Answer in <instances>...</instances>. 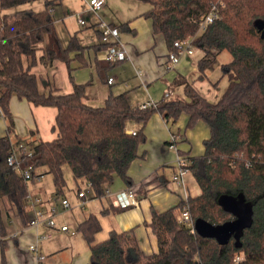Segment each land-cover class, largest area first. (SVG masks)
Masks as SVG:
<instances>
[{
	"label": "trees",
	"instance_id": "16d2710c",
	"mask_svg": "<svg viewBox=\"0 0 264 264\" xmlns=\"http://www.w3.org/2000/svg\"><path fill=\"white\" fill-rule=\"evenodd\" d=\"M33 1L36 0H0V113L6 120V134L0 137V199L6 198L28 223L27 181L7 162L12 148V96L56 109L51 130L57 136L34 143L29 154L19 155L18 165L22 169L30 167L33 174L49 173L57 196L65 187L64 166L69 167L74 180L88 182L96 197L103 196L106 184L116 177L127 187L133 186L127 171L146 140V122L155 112L164 118L185 113L188 128L201 120L209 129V136L202 142L203 153L187 157L199 194L162 211L151 209L148 225L158 248L152 253L142 250L133 228L110 230L106 238L96 241L101 225L98 217L90 213L76 230L89 246L91 264H264V37L254 25L255 19L264 21V0H138L149 5L142 15L150 21L152 33L163 37L168 50L173 49L175 40L195 36L203 16L214 5L217 16L201 31L197 45L206 53L227 50L231 55L228 62L221 64L227 85L215 102L185 82V98L164 97L145 108L132 105L127 91L110 93L102 106L86 104L83 98L87 84L73 80L71 63L75 60L85 65L84 51L105 45L85 46L76 34L62 45L51 15L58 0H44L39 11L20 8ZM110 25L119 30L125 26ZM98 36L100 39L99 33ZM45 38L43 52L38 56ZM54 60L66 65L72 83L69 93H57L56 88L44 92L41 79L32 71L38 63ZM118 63L94 61L102 80ZM211 63L206 55L197 60L198 78H204ZM128 122L140 125L134 134L127 131ZM39 168L44 170L38 172ZM223 193H242L252 204V223L243 230L240 246H235L233 238L221 245L214 238L200 236L180 222L176 212L187 209L191 222L202 218L212 224L222 223L233 217L218 201ZM144 195V186L140 185L136 196ZM130 206H111L104 213ZM0 245L3 259V241Z\"/></svg>",
	"mask_w": 264,
	"mask_h": 264
},
{
	"label": "crops",
	"instance_id": "0c3cea01",
	"mask_svg": "<svg viewBox=\"0 0 264 264\" xmlns=\"http://www.w3.org/2000/svg\"><path fill=\"white\" fill-rule=\"evenodd\" d=\"M38 1L40 5L35 3ZM21 5L20 8H31L39 11L43 8L44 0H36ZM60 10L52 7L51 15L55 29L62 45H65L72 34H76L85 46H92L100 42L97 23L101 20L107 24H125L119 30V40L125 45L127 58L119 61L116 67L108 71L106 79H100L94 61L101 59L98 50L87 48L84 53L85 65L72 61V74H75L76 83H86L83 101L91 106L98 107L104 104L110 93L117 94L127 91L132 105H140L148 100L157 102L164 98V93L169 91L166 98H185L184 83H190L198 93V77L192 54H183L178 62L171 68L165 69L164 62L168 48L160 34H153L150 21L142 14L149 8L147 3L138 0H104L99 18L93 17L92 12L86 10L84 0H58ZM76 2V8L74 3ZM29 5V6H28ZM39 7H36V6ZM81 12V13H80ZM76 17L77 25L67 27L66 20ZM85 18L86 24L80 25L78 18ZM62 22L68 35L64 43L61 41L56 28ZM88 25L91 30H82ZM46 38L40 44L37 55L43 52ZM199 59V58H198ZM197 59V60H198ZM32 71L41 79L43 91L48 92L56 88L57 93L72 91V83L68 78V71L64 62L54 60L46 64L38 63ZM139 71V74L137 72ZM127 73V77L123 75ZM108 77H113V82L108 83ZM203 81L200 79V83ZM213 85V83H210ZM175 85V86H174ZM209 90V89H208ZM213 102V94H201ZM210 96V97H208ZM9 109L13 118V130L10 139L13 146L22 143L26 150L32 146L27 143H36L39 140H51L56 136V131L51 127L54 122L56 109L48 106H35L26 99L12 96ZM187 115L179 114L177 117L164 118L159 112L151 115L143 127L146 136L144 143L138 148V156L128 168L127 174L133 186L143 185L145 195L138 198L137 204L121 211H109L111 206H119V195L127 188L118 177L111 184H106L108 195L96 197L90 185L84 179L74 180L76 187L73 192H65L62 197L70 201V208L56 216V226L49 228L44 224L29 226L23 220L6 198L0 199V244L3 241V259L0 245V264H36L35 255L28 249L29 244H36L39 252L44 255L43 264H91L89 246L78 232L77 224L90 213L95 214L101 225L95 234V240L100 241L107 237L110 230L122 231L134 229L138 243L146 253L157 251L156 237L148 225L151 221V209L162 211L177 205L188 196L199 194L200 188L196 180L188 171L184 177L183 186L172 182V175L177 164V153L182 152L190 158L203 153V140L209 136L208 126L201 120L192 128H188ZM128 129H137L139 124L128 122ZM6 134V120L0 113V137ZM50 134V135H49ZM173 136L174 141L169 138ZM42 171L44 168H39ZM64 176L72 177L68 166L63 167ZM73 178V177H72ZM83 190L84 198L77 196ZM54 191L51 187L42 188L38 185L28 188V192L42 198L49 197ZM92 193V194H91ZM81 202H83L81 204ZM27 219L31 215V208L26 203ZM177 215L180 213L178 211ZM66 224L68 230L63 231L60 226Z\"/></svg>",
	"mask_w": 264,
	"mask_h": 264
},
{
	"label": "built area",
	"instance_id": "2783aa9c",
	"mask_svg": "<svg viewBox=\"0 0 264 264\" xmlns=\"http://www.w3.org/2000/svg\"><path fill=\"white\" fill-rule=\"evenodd\" d=\"M86 5V10L96 13L103 5L104 0H84ZM217 12L216 8L213 5L208 13L203 16L198 31H202L206 28L207 24L211 23L214 18H216ZM77 22L80 25L86 24L85 19L78 18ZM97 28L100 34V42L105 45L99 53L100 58L106 61H123L127 58V52L125 49V45L119 40V29L116 27H112L110 24H107L103 21H99L97 23ZM195 36L187 37L184 39H178L173 42V49L168 50L165 56L164 68L171 69L179 60V58L183 54H192L194 49L192 43L194 41ZM139 74V71L137 72ZM107 82L110 84L113 82V77H108ZM169 95V91L164 93V97ZM155 102L148 100L139 106L141 108H145L151 105H154ZM127 131L131 134L136 132V129H128ZM170 142L174 141V137L171 136L169 138ZM21 153L29 154L30 151L26 150L22 143L17 146H13L7 156V162L10 166H12L18 174H20L24 180L28 182V180L34 178L39 180L42 175L35 173L30 170V167L22 169L18 165V158ZM177 164L176 168L172 175V182L177 184L178 186H183L184 184V175L189 171L188 170V158L185 155L177 153ZM139 186H130L127 187L126 190L119 195V203L121 206L125 205H136L138 201V197L136 196V190ZM105 195L109 194L108 188L105 186ZM77 196L80 198H84L85 193L83 190L77 192ZM26 203L31 208V215L28 220L29 226H37L44 224L49 228H54L56 226V216L70 208V201L66 197L57 196L52 193L47 198H42L38 195H33L28 192L26 196ZM83 202H81L82 204ZM179 221L189 226L191 230H193V222H191L190 215L187 209H183L179 215ZM60 229L63 231L68 230V226L63 224L60 226ZM28 249L32 251L35 255V263L43 264L44 255L41 254L36 246V244H29Z\"/></svg>",
	"mask_w": 264,
	"mask_h": 264
},
{
	"label": "rangeland",
	"instance_id": "374dc122",
	"mask_svg": "<svg viewBox=\"0 0 264 264\" xmlns=\"http://www.w3.org/2000/svg\"><path fill=\"white\" fill-rule=\"evenodd\" d=\"M35 3H37V5H40V3H38V1H36ZM76 5L77 4L75 2L74 3L75 8H76ZM36 7H39V6H36ZM40 7H41V5H40ZM53 7L60 10V6L58 4L54 5ZM95 15H97V18H99L100 11H97L95 14H93L94 18H96ZM82 18L85 19L86 17L84 16ZM99 19H101V18H99ZM75 20H76L75 16H74V18L67 19L66 20L67 22H65L67 24V27L70 28L71 26L77 25V29L80 28V26H78V24H73L76 22ZM56 28L59 32V36H60L61 41L64 43V41H66L68 33L65 30V27L61 21L56 24ZM82 30H91L92 31V26L88 25L87 27H85ZM200 33H201V31H198L196 33L194 41L192 43V46L194 49V53L192 55V58L194 61H197L198 58H201L202 56L206 55L207 58H210L212 60V63H211V66L206 70L204 78L201 79L203 82L199 84L200 78L195 77L194 79H196V81H197L195 84H197L198 89L200 90L201 94L206 95V96H207L208 92L210 94H213L212 98H213V102H215L219 98L221 93L224 91V89L226 88V85H227V78L225 76H222L221 64L228 62L231 59V55L227 50H222V51L210 50L207 53L202 51L201 48L197 45V39H198ZM123 75H125L127 77L128 74L123 73ZM72 76H73V80L76 81L74 79L75 74H72ZM210 83H213V85ZM39 84H40V88H43V86L41 85V82ZM208 97H210V96H208ZM55 135L57 136V134H55ZM56 136H54V137H56ZM26 146L31 147L32 143L31 144L27 143ZM38 170H40V169H38ZM64 178H65V187H64L65 192H71L72 193L73 192L72 190H74L76 187V184H75L73 178L71 176L67 177V178L64 176ZM51 182H52L51 175L49 173H44L39 180H36V179L28 180L27 184H28V188L31 190V187L33 188V187H35V185H38L42 188H47V187L50 188Z\"/></svg>",
	"mask_w": 264,
	"mask_h": 264
},
{
	"label": "water",
	"instance_id": "95a60500",
	"mask_svg": "<svg viewBox=\"0 0 264 264\" xmlns=\"http://www.w3.org/2000/svg\"><path fill=\"white\" fill-rule=\"evenodd\" d=\"M254 25L260 32V37H264V21L255 19ZM218 201L223 210L230 213L233 217L218 224H212L202 218H196L193 221V230L203 237L214 238L219 244H226L230 238L234 239L235 246H240V236L243 230L252 223V204L242 197L231 196L223 193Z\"/></svg>",
	"mask_w": 264,
	"mask_h": 264
}]
</instances>
